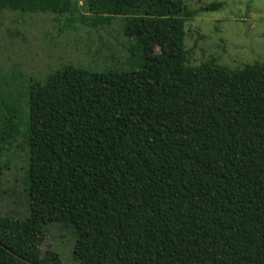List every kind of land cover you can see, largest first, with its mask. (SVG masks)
Here are the masks:
<instances>
[{
  "label": "trees",
  "instance_id": "1",
  "mask_svg": "<svg viewBox=\"0 0 264 264\" xmlns=\"http://www.w3.org/2000/svg\"><path fill=\"white\" fill-rule=\"evenodd\" d=\"M187 1L0 0L73 30L121 17L131 41L125 64L31 79L26 109L0 98V159L20 132L30 159V215H0V264H63L41 250L53 225L81 264H264V60L191 66Z\"/></svg>",
  "mask_w": 264,
  "mask_h": 264
},
{
  "label": "rangeland",
  "instance_id": "2",
  "mask_svg": "<svg viewBox=\"0 0 264 264\" xmlns=\"http://www.w3.org/2000/svg\"><path fill=\"white\" fill-rule=\"evenodd\" d=\"M216 2L222 3L219 10L202 11ZM79 5L85 6V0H79ZM186 6L195 14L185 22L184 45L191 66L215 59L221 66L236 69L264 60V0H188ZM74 24V30L68 28L66 19L56 14L0 13V98L4 106L13 100L24 106L29 81L44 80L63 64L86 66L95 72L113 67L112 56L125 64L131 41L122 35L121 17L105 27ZM0 115L5 117L3 109ZM22 137L20 132L13 147L16 152L11 149L8 159H0V215L16 219L30 215L29 194L23 183L30 159ZM74 245L67 229L53 225L41 250L57 252L63 264H81Z\"/></svg>",
  "mask_w": 264,
  "mask_h": 264
},
{
  "label": "water",
  "instance_id": "3",
  "mask_svg": "<svg viewBox=\"0 0 264 264\" xmlns=\"http://www.w3.org/2000/svg\"><path fill=\"white\" fill-rule=\"evenodd\" d=\"M12 254H13V253H12ZM16 257H18L19 259H21L22 261H24V262H26V263L32 264V263H30L29 261H27V260H25V259H23V258H21V257H19V256H16Z\"/></svg>",
  "mask_w": 264,
  "mask_h": 264
}]
</instances>
